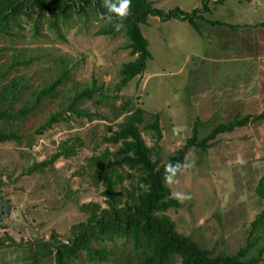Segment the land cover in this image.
Segmentation results:
<instances>
[{"label": "rangeland", "instance_id": "374dc122", "mask_svg": "<svg viewBox=\"0 0 264 264\" xmlns=\"http://www.w3.org/2000/svg\"><path fill=\"white\" fill-rule=\"evenodd\" d=\"M153 1L164 14L175 8L189 13L195 8H201V0ZM240 1L241 3L229 0L221 7L211 3L210 11L205 14L203 12L201 16L208 20L224 19L234 25L264 23V0H256L257 5L255 0ZM231 15H235L233 19ZM234 21L236 22L233 23ZM147 22L146 26H141V31L148 41L152 59L147 62L143 76L133 80L121 94L132 98L138 95L136 107L155 115L160 114L162 138L157 143V158L161 165L167 164V157L175 156L183 148L185 141L192 135L195 119L200 122L211 119L206 127L198 128L200 139L207 136L216 125L230 122L235 116L242 118L247 113L264 111V103L257 102L258 105H254L253 100L254 97L264 98V29H238L227 33L219 27L211 29L209 25L200 22L202 36H198L187 21L172 19L162 22L159 18L151 17ZM28 28L25 25L24 30L19 32V38L12 39L13 43H10L8 37L0 36V92L14 77L27 80L18 81L15 89L17 99L12 106L14 112L33 99L30 97L33 90L41 89L54 78L57 70L47 71L44 68V64L50 65L54 58H65L70 67L71 64H77L70 71V81L64 86L65 90L72 85L82 88L94 82L96 86L104 85V88L111 91L120 79L121 65L132 62L135 58L130 56L126 39L122 36L113 39L87 37L75 28L67 32L63 29L65 41L58 42L53 39L51 32L46 31V26L43 28V33L46 34L43 36L46 37L37 39L31 37ZM222 37L227 38L225 46ZM218 43H222V46ZM30 58L35 60L11 67L14 61L26 62ZM228 60L239 63L241 73L233 75L237 66L234 65V70L231 69L227 65ZM196 66L202 72H198L196 76L204 81L203 75L205 82L199 86L196 83L197 89L194 91L197 92L191 95ZM24 84L28 88L20 89ZM65 95L70 96L69 93ZM60 101L59 97L55 99L44 113L32 111L25 121L15 126L14 130L19 135L32 137L31 146L26 139L19 145L15 141L0 143V179L6 184L7 197L18 205L2 222L1 236L10 231L9 234L14 236L21 234L20 237L25 238V242L38 239L48 242L54 233L62 242H67L71 238L70 227L86 219L80 206L94 202L105 208V199L100 195L103 188L94 187L88 178L82 179L76 172L93 153V145L85 140L88 129L98 124L99 133L102 134L104 126L113 127L117 121H111L112 116L107 115L110 112L108 108L100 107L98 113L105 118H96L91 124L84 125L79 121H63L44 133L37 134L36 131L47 120L48 113L59 108ZM117 104H121V101ZM82 107L93 111L88 103ZM214 112L217 115L213 119ZM67 115L70 116V113ZM171 123H174L173 130L169 127ZM74 133H79L78 136L85 143L83 148L78 149L75 157L59 158L53 164V170L44 168L42 175L37 172L28 173L32 165L54 155L59 143ZM141 135L147 146L155 144L152 131L142 130ZM213 142L215 147L206 154L205 167L209 172L202 169L203 175L200 177L195 156L187 162V158L192 155V149H188L184 159H187L186 168L191 171H181L167 183L171 189V197L177 198L182 206L168 211V215L174 222H182L183 225L178 228L181 234L200 238L209 245V249L220 241L224 230L223 246L226 252L231 253L245 242L240 234V226L245 221L242 216L252 219L264 207V200L254 195L258 181L264 176V124L261 123L258 127H240L230 134L218 135ZM102 150L103 147L96 154ZM112 150L110 147V151ZM122 185L128 186V181H124ZM214 186L217 193H214ZM33 193H37L36 197ZM205 197L210 208L205 207ZM218 206L221 209L218 215L222 218L223 225L222 222H217ZM128 249L129 247L125 251ZM71 264L87 262L81 256L79 261Z\"/></svg>", "mask_w": 264, "mask_h": 264}, {"label": "trees", "instance_id": "16d2710c", "mask_svg": "<svg viewBox=\"0 0 264 264\" xmlns=\"http://www.w3.org/2000/svg\"><path fill=\"white\" fill-rule=\"evenodd\" d=\"M228 1L201 0V8H195L190 13L175 8L164 14L154 6L153 0H131L130 14L123 19L115 11L119 9L121 0H0V36L8 37L10 43H13L12 39L19 38V32L24 30L25 25L29 27L31 37L34 39L46 37L43 36L46 35L43 33V28L46 26V31L51 32L53 39L58 42L65 41L63 29L67 32L75 28L87 37L100 36L113 39L122 36L126 39L130 56L136 55L132 62L121 65L120 79L112 91L104 88V85L96 86L94 82L82 88L72 85L65 90L64 86L70 81V71L77 64H71L70 67L67 60L59 56L52 59L50 65L44 64L47 71L57 70L54 78L41 89L33 90L30 96L33 99L28 100L27 105L17 112H14L12 107L17 99L15 89L18 81L27 80L14 77L0 92V143L3 144L15 141L19 145L26 139L31 146L32 137L25 138L19 135L14 130L15 126L25 121L32 111L44 113L47 106H51L58 97L61 99L58 102L59 108L55 112L48 113L47 120L36 131L37 134L44 133L53 125L63 121H79L84 125L91 124L96 118H105L98 113L100 107L108 108L110 112L107 111V115L112 116V120L109 119L117 121L113 127L104 126L102 134L98 124L88 129L85 140L93 145L91 149L93 153L85 159V164L76 172L80 178H88L94 187L103 188L100 195L105 199V208L94 202L80 206V211L86 219L70 227L71 238L67 242H62L54 233L48 242L35 240L31 244V252L34 253L33 264H71L73 261H79L81 256L87 264H264V207L254 216L255 218L253 217L254 219L242 216L245 221L240 226V234L245 240L244 245L230 251L231 253L226 252L223 246V238H225L223 230L220 241L209 249V245L203 243L200 238L185 236L178 231L182 222L179 220L174 222L168 211L182 206L177 198L171 197V189L167 186L169 180L176 177L183 169V162L188 159L189 163L191 157L195 156L198 160L200 177L203 175L202 169L209 172L205 167L206 154L209 149L215 147L213 140L218 135L233 132L236 128L248 125L258 127L259 124L264 123V111L247 113L242 118L235 116L230 122L216 125L207 136L200 139L197 128L206 127L211 119H207L206 122L195 119L192 137L185 141V145L175 156L167 157V164L161 165L157 158V143L162 138L160 114L155 115L144 111L141 107H136L138 95L132 98L121 94L133 80L142 76L147 62L152 59L148 50V41L143 37L140 29V25L146 24L150 16L159 17L162 22L172 19L187 21L198 36H202L200 22L213 29L227 28L234 32L238 29H264V23L234 25L225 22L224 19L202 18L203 12L205 14L210 11L209 4L221 7ZM238 1L241 3L240 0ZM255 3L257 5L256 0ZM233 9L234 7L232 11ZM231 16L233 19L235 15ZM117 26L121 27L117 29ZM96 27L98 29L94 32ZM33 60L35 58H30L26 62L14 61L11 67L28 64ZM227 65H230L231 69L234 65L237 66V71L235 70L233 75L241 73L239 63L227 61ZM25 87L27 86L24 84L20 89L23 90ZM66 93L70 96H66ZM119 100L121 104H117ZM85 103L90 104L93 111L82 107ZM67 113H70V116ZM215 114L216 112L212 114L213 119ZM172 124L174 123L169 126L171 130L175 129ZM142 130H150L154 133L156 142L153 146L149 147L145 144L141 135ZM78 134L74 133L67 140L61 141L54 155L48 160L32 165L28 173L37 172L42 175L44 168H48V171L53 170L52 166L59 158L75 157L78 149L85 146ZM102 147V152L96 154V151ZM110 147L113 148L112 151ZM188 149H192V155L184 159ZM190 171L188 169L187 172ZM124 181H128V186L122 185ZM118 186L119 190H117ZM42 188L44 189L45 186ZM213 190L217 193L215 186ZM254 191V195L264 200V176L260 178ZM35 194L37 193H33L36 197ZM204 201L205 207L210 208L206 197ZM218 209L217 222H222V218L218 215L221 210L219 206ZM128 247V251H125Z\"/></svg>", "mask_w": 264, "mask_h": 264}, {"label": "crops", "instance_id": "0c3cea01", "mask_svg": "<svg viewBox=\"0 0 264 264\" xmlns=\"http://www.w3.org/2000/svg\"><path fill=\"white\" fill-rule=\"evenodd\" d=\"M213 29V28H211ZM223 31L226 30V32L228 33V29L227 28H221ZM222 41L224 46L226 45V41L227 38H223L222 37ZM219 45L222 46V43H218ZM229 61V60H228ZM199 74H202L201 71H199ZM202 78L204 79L201 80L200 84H203L205 82V78L202 75ZM199 84V85H200ZM254 105L255 103H264V98H257L254 97ZM257 103V105H258ZM258 108H261L260 106H258ZM264 123H262L263 125ZM1 180V179H0ZM0 216L3 215V207L1 205V201H5L7 202L8 200V204L10 205V213L11 211L14 210V207L17 208L18 205H16V202H12L10 200L9 197H7V192L4 193L5 189L4 188V183L0 182ZM3 184V185H2ZM6 216L5 220L9 217ZM3 224L2 222L0 223V228H2ZM10 232V231H9ZM9 232L6 231V233H4L2 236L0 235V264H33V257H34V253L31 252V244H33L34 242H25V238H21L19 234H16V236L9 234Z\"/></svg>", "mask_w": 264, "mask_h": 264}, {"label": "clouds", "instance_id": "9594fccd", "mask_svg": "<svg viewBox=\"0 0 264 264\" xmlns=\"http://www.w3.org/2000/svg\"><path fill=\"white\" fill-rule=\"evenodd\" d=\"M130 6H131V0H121V4H120V7H119V9H115V11L124 19V18H126L129 14H130ZM155 6V5H154ZM156 7V6H155ZM157 8V7H156ZM159 9V8H158ZM160 10V9H159ZM163 11V10H162ZM164 12V11H163ZM169 13V12H168ZM167 13V14H168ZM152 16H150V17H148V19L149 18H151ZM153 18H159V17H153ZM148 19H147V21H148ZM160 19V18H159ZM146 21V24H142V25H140V29H141V26H146L147 24H148V22ZM121 26H117V29H119ZM141 33H142V31H141ZM143 35V34H142ZM149 50V49H148ZM149 53H150V51H149ZM151 54V53H150ZM135 58H136V55H135ZM201 58H202V56H201ZM201 61V60H200ZM199 71H201L200 69H199V67L198 66H196V69H195V77H194V81H193V90H192V93H195V91L194 90H196L197 89V84L196 83H198V86H199V84L201 83V80L196 76L197 75V73L199 72ZM144 73V72H143ZM142 76H143V74H142ZM142 76H138V77H142ZM197 92V91H196ZM192 106L193 107H196L195 106V104L194 103H192ZM195 110V109H194ZM188 113H189V110H188ZM190 114L191 113H189V116H190ZM194 124V123H193ZM195 125V124H194ZM200 128V127H199ZM236 129H238V128H236ZM197 130H198V128H197ZM232 133V132H231ZM230 134V133H229ZM192 135H193V129H192ZM192 135H191V137H192ZM190 137V138H191ZM187 163L184 161L183 162V169L182 170H180L179 172L181 173V171H188V169L186 168L187 167V165H186ZM180 199H186L187 197H179Z\"/></svg>", "mask_w": 264, "mask_h": 264}, {"label": "water", "instance_id": "95a60500", "mask_svg": "<svg viewBox=\"0 0 264 264\" xmlns=\"http://www.w3.org/2000/svg\"><path fill=\"white\" fill-rule=\"evenodd\" d=\"M1 205L3 207V215L0 216V223L3 222L6 216H8L10 213V205L7 202L2 200Z\"/></svg>", "mask_w": 264, "mask_h": 264}]
</instances>
